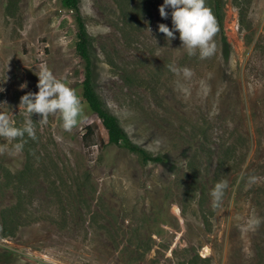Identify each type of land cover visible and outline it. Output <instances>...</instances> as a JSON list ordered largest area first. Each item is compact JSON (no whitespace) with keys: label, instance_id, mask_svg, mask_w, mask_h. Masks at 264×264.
I'll return each mask as SVG.
<instances>
[{"label":"rangeland","instance_id":"374dc122","mask_svg":"<svg viewBox=\"0 0 264 264\" xmlns=\"http://www.w3.org/2000/svg\"><path fill=\"white\" fill-rule=\"evenodd\" d=\"M162 3L79 0L76 14L59 0H0V111L23 126L20 97L38 92L43 67L83 106L71 132L59 113L47 123L33 113L36 139L0 152V264H264V0H222V37L206 59L158 31L172 28ZM78 17L95 92L166 164L105 145L82 98Z\"/></svg>","mask_w":264,"mask_h":264},{"label":"clouds","instance_id":"9594fccd","mask_svg":"<svg viewBox=\"0 0 264 264\" xmlns=\"http://www.w3.org/2000/svg\"><path fill=\"white\" fill-rule=\"evenodd\" d=\"M158 11L161 18L167 19L169 15L171 16V29L164 23H159L157 26L158 31L164 34L168 42L175 39V33L178 32L188 56L198 53L200 59H206L215 54L217 46L214 36L219 31V27L212 10L206 6V0H163L158 6ZM172 71L179 70L173 68ZM182 71L185 77H190L192 74L187 68ZM36 75L38 92H28L20 97V105H23L26 111L23 126H16L6 112L0 111V137L9 141H18L11 147L0 145V152L12 150L20 152L26 142L25 136L36 139V130L31 119L33 113L40 114L42 123H47L49 115L59 113L63 129L67 132L72 131L82 115L81 98L74 88L63 79H58L47 67L41 68ZM23 87L26 85H21V88ZM2 91L4 89L0 87V92ZM227 188L228 183L225 180L215 183L210 192L214 208L220 205Z\"/></svg>","mask_w":264,"mask_h":264},{"label":"trees","instance_id":"16d2710c","mask_svg":"<svg viewBox=\"0 0 264 264\" xmlns=\"http://www.w3.org/2000/svg\"><path fill=\"white\" fill-rule=\"evenodd\" d=\"M60 7L62 9L79 13V0H59ZM211 10L216 18L219 31L218 33L222 37V0H210ZM77 43L76 52L83 62V81H82V98L85 104L90 110L98 117L101 125L106 132L107 140L106 146L122 147L129 152L136 154L143 163H155V164H166L168 158L163 155L154 156L147 152L145 149L131 142L124 130L119 125L116 116L111 114L101 102L99 96L94 90L92 83V59L90 55V39L86 32L84 23L78 17L77 18ZM225 43V40L222 39ZM91 128H85V135L91 134ZM7 234H4V236Z\"/></svg>","mask_w":264,"mask_h":264}]
</instances>
